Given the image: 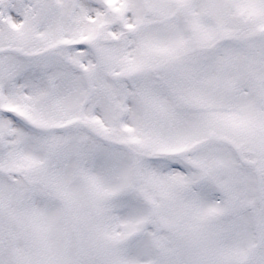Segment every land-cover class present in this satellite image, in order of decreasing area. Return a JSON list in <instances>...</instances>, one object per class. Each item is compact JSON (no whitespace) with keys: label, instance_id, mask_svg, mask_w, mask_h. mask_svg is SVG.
<instances>
[{"label":"snow or ice","instance_id":"1","mask_svg":"<svg viewBox=\"0 0 264 264\" xmlns=\"http://www.w3.org/2000/svg\"><path fill=\"white\" fill-rule=\"evenodd\" d=\"M0 264H264V0H0Z\"/></svg>","mask_w":264,"mask_h":264}]
</instances>
